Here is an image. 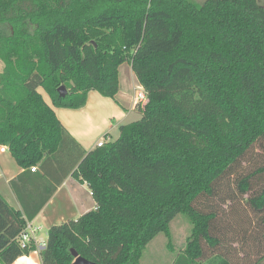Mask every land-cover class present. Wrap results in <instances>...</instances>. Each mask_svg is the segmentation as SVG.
Returning <instances> with one entry per match:
<instances>
[{
    "label": "trees",
    "instance_id": "16d2710c",
    "mask_svg": "<svg viewBox=\"0 0 264 264\" xmlns=\"http://www.w3.org/2000/svg\"><path fill=\"white\" fill-rule=\"evenodd\" d=\"M125 63L147 94L141 118L76 163L73 175L95 208L48 229L41 264H73L71 250L95 264H141L159 234L173 249L170 223L179 214L191 229L174 264H234L217 211L196 207L228 178L264 230V165L238 172L251 151L264 150L257 0H0V146L23 169L10 182L21 210L0 194V264L36 250L19 236L55 191L17 189L66 135L38 89L53 107L80 109L89 92L116 96ZM245 240L261 242L264 232Z\"/></svg>",
    "mask_w": 264,
    "mask_h": 264
},
{
    "label": "crops",
    "instance_id": "0c3cea01",
    "mask_svg": "<svg viewBox=\"0 0 264 264\" xmlns=\"http://www.w3.org/2000/svg\"><path fill=\"white\" fill-rule=\"evenodd\" d=\"M124 73L133 93H130L128 86H124V89L121 86L118 69L119 91L113 99L104 98L92 91L88 93L85 105L76 110L53 107L48 95L38 89L45 103L53 109L66 135L59 152L55 156L45 158L44 162L38 165L36 176L28 182L17 184V189L22 193L40 191L43 187H55L50 199L29 222L35 230L36 240H42L41 237L37 239V235L43 229L48 230L53 225L76 220L95 208L88 186L77 180L73 173L76 163L94 150L97 142L102 138H111V134L115 129L119 131L127 117L137 111L140 113L139 109L136 111L133 102L134 89L136 83L139 84L130 66ZM22 172L23 169L16 164L8 149L0 152V194L17 210H21V206L10 182ZM26 198H29V195H26ZM175 259L176 257L171 259L169 264H174ZM12 264H41L40 253L35 250L28 256L19 257Z\"/></svg>",
    "mask_w": 264,
    "mask_h": 264
},
{
    "label": "rangeland",
    "instance_id": "374dc122",
    "mask_svg": "<svg viewBox=\"0 0 264 264\" xmlns=\"http://www.w3.org/2000/svg\"><path fill=\"white\" fill-rule=\"evenodd\" d=\"M192 1L198 5H201L204 0ZM257 2L259 5L264 7V0H257ZM1 30L5 34L9 33V28L6 26L1 27ZM128 66L130 65L125 63L119 68L121 86L123 89L124 86H128L130 93H133L132 86L130 82L127 81L124 73ZM132 78L134 77L132 76ZM133 80L135 81V79ZM135 88H139L137 83ZM142 107L135 105L136 111ZM140 118L141 113H138L137 111L136 113H133L127 117L121 125L130 124L139 120ZM111 135V138H102L101 140L107 142L115 141L119 136L118 129H115ZM263 165L264 150L256 148L254 151H251L246 157L245 161L239 165L238 172L243 174L251 173L256 168H259ZM261 177L264 179V174L261 175ZM229 196H235L233 178L225 179L221 183L220 192L215 197L209 200H199L196 203V207L203 211H208L209 208H214V210L217 211L218 218L215 221V225L217 226V230H220L219 235L224 233L226 239L230 241L228 247L231 252V260L234 264H251L257 256H260L262 253H264V240L261 242L259 240L246 241V235H261L264 230L261 229V224L258 221L259 216L254 214L249 209L243 198L235 196L237 200L229 202ZM190 229L191 226L186 218L181 214L177 215L170 223L173 249L170 250L168 248V241L165 236L163 234H159L146 246L142 254L141 264H169L170 260L175 258L184 248L185 240L190 233ZM47 231L48 230L43 229L41 232H39L37 239L41 237L43 241H46ZM244 234L245 238L243 239ZM245 253H249L248 256H251L249 260H246L244 257H242ZM260 264H264V258L261 260Z\"/></svg>",
    "mask_w": 264,
    "mask_h": 264
},
{
    "label": "built area",
    "instance_id": "2783aa9c",
    "mask_svg": "<svg viewBox=\"0 0 264 264\" xmlns=\"http://www.w3.org/2000/svg\"><path fill=\"white\" fill-rule=\"evenodd\" d=\"M147 102V94L143 90V88L139 85V88H135L134 90V105L144 106ZM104 140H100L97 142L96 147H102L104 144ZM7 148L4 146L0 147V152L6 151ZM31 172H35V167L30 169ZM35 230L32 226L27 223L25 230L19 236V243L22 247L26 246L28 243L33 242L36 247V250H41L45 247V241L36 240L35 239Z\"/></svg>",
    "mask_w": 264,
    "mask_h": 264
},
{
    "label": "water",
    "instance_id": "95a60500",
    "mask_svg": "<svg viewBox=\"0 0 264 264\" xmlns=\"http://www.w3.org/2000/svg\"><path fill=\"white\" fill-rule=\"evenodd\" d=\"M57 93L61 98H64L67 94V91L63 86H61L57 89ZM71 254L74 258L73 264H95V263H92L90 261H87V260L79 257L74 250H71Z\"/></svg>",
    "mask_w": 264,
    "mask_h": 264
}]
</instances>
